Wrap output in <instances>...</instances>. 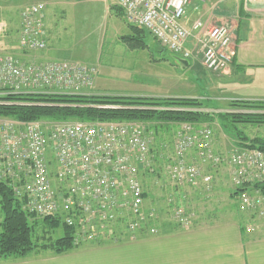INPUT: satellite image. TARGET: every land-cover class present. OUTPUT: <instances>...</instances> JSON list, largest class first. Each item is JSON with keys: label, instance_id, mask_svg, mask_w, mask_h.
<instances>
[{"label": "built area", "instance_id": "1", "mask_svg": "<svg viewBox=\"0 0 264 264\" xmlns=\"http://www.w3.org/2000/svg\"><path fill=\"white\" fill-rule=\"evenodd\" d=\"M188 4V0H117L126 21L144 30L161 48L190 60L194 52L185 45L192 38L206 71L225 70L236 51L231 31L223 25L205 28L199 20L190 30L184 28ZM45 8L39 2L21 10L18 46L22 51L46 50ZM98 74L96 67L81 63L25 62L0 55V94L91 95ZM178 125L171 141L178 161L168 165V178L178 186L199 179L208 186L210 175L189 165L184 155L197 147L203 151L202 159L218 165L220 157L209 148L211 129ZM152 142L147 127L139 122L61 123L43 129L36 123L0 118V184L11 190L24 212L35 218H59L75 229L76 243L95 241V218L112 220L125 212L139 220L144 216L140 176L154 172ZM168 146L166 142L161 149ZM228 160L231 184L241 191L238 198L249 211L264 216V196L258 190L252 193L255 183L264 184V151L238 147Z\"/></svg>", "mask_w": 264, "mask_h": 264}, {"label": "crops", "instance_id": "2", "mask_svg": "<svg viewBox=\"0 0 264 264\" xmlns=\"http://www.w3.org/2000/svg\"><path fill=\"white\" fill-rule=\"evenodd\" d=\"M188 1L189 4L185 9V16L182 20L184 28L190 30L193 22L199 20L205 28L223 25L227 27L233 35L236 51L230 65L221 72L214 73L207 71L212 79H216L220 83L223 81V84L218 88L221 93H224L226 96L222 95L219 98H215L216 103L229 104L230 101L264 103V0ZM39 2L44 3L46 7L43 11V21L48 45L46 50L34 53L47 55L48 61L66 60L60 56L63 51L59 50L56 46L54 47L55 42L52 40L56 39L55 32L54 37L49 39L50 35L46 28V18L48 16L47 9L58 5H76L84 1L63 0L59 3L60 0H38V3ZM103 2L107 3L108 1L103 0ZM114 2L113 6L119 9L117 0H114ZM16 5L19 6L18 4ZM2 7L3 4L1 3L0 23L3 20V14H5ZM19 14L20 11H18L17 16V23L20 28ZM55 17L54 20L56 19ZM133 33L142 40L146 32ZM154 43L155 53L158 54L156 60L161 57V61H164L168 65L172 60H175L177 64V60H184L178 56L172 55L166 49L161 48L155 41ZM129 46L135 49V47ZM143 47L144 45L141 48ZM185 48L192 53L194 52L193 56H195L196 46L194 39H188ZM166 55L170 56L169 60ZM190 60L194 61L193 65L199 63L202 66L199 60H194L192 58ZM190 60H184L187 63V67L183 66V69L189 68L188 61L190 62ZM67 61L74 62L71 60ZM84 65L96 67L99 73L95 78L93 89L89 91L91 95L153 99L191 98L202 102V100H200L202 98L193 93L182 95H171L170 93L152 95L145 92L132 94L123 93L121 95L102 94L95 90L101 72L103 70L114 71L118 67L99 66L97 61ZM179 65L180 64H178V66ZM172 66L173 65H171V67ZM155 80L161 81V79L156 77L151 78V81ZM186 82L187 89L190 92L191 90H195L193 86L191 88L190 81ZM155 85L159 87V83L156 82ZM205 108L213 112H215L214 110L221 111L217 108ZM213 123L214 122L208 124V126H212ZM168 128L169 125H167L165 129L156 130V132L158 134L162 132L165 134L164 131ZM212 129L211 132L213 134V144L215 147L213 145H211V147L215 151L218 148L215 145V139L218 137L219 132H217L215 128ZM163 142L166 141L164 140ZM228 142L232 144L231 139L230 141L228 139ZM157 147L161 149V144L156 147L155 145L153 146L152 150L155 155V162L156 151L158 150ZM201 170L204 174L207 172L210 175V185L206 186L199 179L193 184L183 186L180 191H176L174 187L171 186L170 179H168L167 176L159 178V171H156V169L153 173L146 172L140 176L141 185L143 189H145V205L147 206L148 202L150 206H153L152 208L149 206V208L151 213L156 217L150 224V234L143 231L137 234V236H139L138 238L136 237L133 241H128V243L125 244L114 245L112 243L99 242L93 245L91 242H87L86 244L82 243L78 247L61 254H55L48 249L34 250L24 257L11 256L9 258L0 259V264H264L263 225L253 222L257 217L253 216L252 220L250 217H247V215L238 213L236 208H225L221 211L220 207H222L224 203H227L228 200L231 201L230 199H238V195L232 198H229V196L226 197L225 195L227 200H222L219 195L223 193L219 191L220 188L218 187V183L222 184L225 182L223 179L225 177H220L221 175L217 173V170L212 169L210 166L202 167ZM147 177L148 179L151 177V179H149L151 182L148 184ZM144 179L146 180L148 188L143 185V183L145 184ZM227 184L230 189L231 182L229 178ZM171 195L175 198V206L182 207L186 209L187 212L195 214L194 219H191L192 221L187 224L179 225L178 221L166 219L169 220L166 222V220H164L166 213H164L165 211L163 212L161 204H163V199L164 202L170 201L169 198ZM164 214L165 217L163 218ZM95 242L98 241L96 240Z\"/></svg>", "mask_w": 264, "mask_h": 264}, {"label": "rangeland", "instance_id": "3", "mask_svg": "<svg viewBox=\"0 0 264 264\" xmlns=\"http://www.w3.org/2000/svg\"><path fill=\"white\" fill-rule=\"evenodd\" d=\"M62 1L63 0H60L59 3H61ZM83 1L84 2L76 5L57 4L58 6L49 7L47 9L48 16L46 18V28L50 35L49 39L54 37L55 32L56 39L52 40L55 42L54 47L56 46L59 50H62L63 53L60 56L61 58L63 57L64 59H66L57 61L71 60L74 62H79L81 64H91L92 62L97 61L99 66H111L116 68L118 67L114 71L103 70L101 72V76L99 77V80L95 86L96 91L102 94L110 95H121L123 93L132 94L137 92H145L152 95H163L167 93H170L171 95H182L193 93L202 98L200 99L203 103L202 109H206L205 107H208L221 110H214L215 112H211L209 114L213 115L219 112L234 113L233 110L229 109L228 103H216L215 98H219L222 95L226 96L224 93H221L220 89L218 88L221 84H223V81H221L220 83L218 80L212 79L209 76L208 72L199 63L193 65L194 61L190 60V62L188 61L189 68L183 69L182 66H178L179 63L177 64L175 60H172L169 65L164 61H161V57L158 58V60L160 61L156 60L158 54L155 53V43L147 33H144L142 37L144 47H135V49H132L129 46L130 44L125 40L126 38H130L132 35H134L132 25H130L126 21L124 15L118 10V8L113 6V4L115 3L114 0H107V3L103 2V0ZM1 3L3 4L2 10L5 11V14H3V20L0 23V55H8L18 61L25 60V62L48 61V57L45 54L39 55L31 52H24L21 51L18 47V37L20 29L17 23L18 11L21 12V10L25 7L38 3V0H1ZM16 4H18L19 6H17ZM54 17L56 18L55 20ZM55 57L59 58L57 56ZM166 57L168 60L170 59L169 55H166ZM192 59L200 61V56L195 54ZM171 65L173 66L171 67ZM155 77L161 79V81H151V78ZM186 81H190L191 88L193 86L195 90H191L190 92L187 89ZM156 82L159 83V87L155 85ZM30 93L31 94L27 95H37V92ZM231 102L233 101H230V103ZM1 119H7L13 122L15 121L10 118ZM75 122L78 121L40 120L30 123L39 124L44 129L50 127L52 124ZM122 122L126 121H119L117 123ZM131 122H139L147 127L150 136L153 139L152 143L155 145V147L159 146L160 144L163 145L166 142L169 144V146L165 150L158 147V150H155L156 162L154 168V170L156 169V171H159V178L166 176L168 178V165L172 166L178 161L177 159H175V152L172 150L171 141L174 137V133H176V131L180 129L179 125L177 123L167 124L169 125V128L164 131L165 134H163V132L158 134L156 130L165 129L167 126L166 124L161 122ZM213 122L214 123L212 126H208V124L210 123L195 125L197 128L204 126L210 128L211 130H213L212 128H215L217 132H219L218 137L215 139V145L216 147H218L215 151L211 147V145L214 146L213 134L209 142L211 144L209 147L211 149V152L215 155H218V157H220L221 159L218 165L215 166L210 161L202 159L201 154L203 151L197 147L186 151L184 160L189 165H197L199 168L210 166L212 167V169L217 170V173L221 175L220 177H225L223 178L225 182H223L222 184L218 183V187L220 188L219 191L223 193L219 195V197L222 198V200H227L225 198V195L226 197L229 196V198H232L233 196H236V194H240L237 193L233 184H231L232 188L230 187V189L229 185L227 184L228 178L230 179V165L228 157L234 149L238 148V142L236 139L232 138L220 129V125L217 119ZM237 129L243 131L245 133V136H247L249 139H253L255 137L264 139V127L238 125ZM228 139L229 141L230 139L232 140V144H229ZM164 140L166 142H163ZM205 174L208 173L206 172ZM149 179H151V177H149ZM149 179L147 177V184L151 182ZM144 182L145 184L142 182L143 185L147 187L146 180ZM170 184L176 191H180L183 187L175 185L171 181ZM255 191H257V189L254 188L252 193H254ZM143 195L145 196V189ZM169 199L170 201L168 202H164L163 199V204H161V206L163 207V212L165 211L164 213H166V217L165 214L163 216V218L165 217L164 220L171 219L174 221H178L179 225H181L187 224L194 219L195 214L187 212L186 209H183L182 207L175 206V198L172 195ZM230 200L232 202L228 200L229 202L227 201V203H224V205L220 207L221 211H223L222 209L225 208H236L238 213L247 215V217H250L252 220L253 216L257 217L253 222H257L264 227V216H260L255 211L249 212V210L241 202L240 198L236 200ZM149 206L150 205L148 204V202L147 206L145 205L144 197V216L141 220L128 216L126 212L118 216L114 215V219L112 220H103L101 217L95 218L93 223L94 226H97V228L94 231V238L98 242H95L96 240H93L91 241V243H93V245L96 243L98 244L99 242L112 243L114 245L125 244L128 243V241H133L136 237L138 238L139 236H137V234L143 231H145L147 234H150V224L156 217L151 213ZM150 207L152 208L153 206ZM1 221L2 215L0 212V223ZM167 221L169 220H166V222ZM61 233L62 232L60 229H56L54 232H51L49 237V233L42 232L38 229L37 234H35L34 236V240L38 244L42 241L48 242V240H54L59 237ZM45 235H48V240L46 239L48 238L47 236L46 238H43ZM86 243L87 242L85 241L84 244ZM31 252L27 253L26 255L30 254Z\"/></svg>", "mask_w": 264, "mask_h": 264}, {"label": "trees", "instance_id": "4", "mask_svg": "<svg viewBox=\"0 0 264 264\" xmlns=\"http://www.w3.org/2000/svg\"><path fill=\"white\" fill-rule=\"evenodd\" d=\"M121 13V9H118ZM133 32L144 30L132 26ZM133 47H142L143 41L135 35L125 39ZM114 107V108H110ZM203 103L191 98H136L99 95L69 94H0V118H10L19 122H36L40 120L78 122H119L141 121L144 123L161 122L189 123L201 125L212 123L217 119L219 127L232 138L238 147H247L264 151V139H249L238 125L264 127V103L231 102L229 109L235 113H199L193 109H202ZM171 109V110H166ZM173 109V110H172ZM184 109V110H183ZM190 109L191 111H187ZM254 188L264 196V184L255 183ZM241 191H237L239 193ZM236 194V193H235ZM238 195V194H236ZM0 258L10 256L22 257L36 249H48L55 254L65 253L81 245L76 243V231L66 226L58 218H35L21 209L11 190L0 184ZM49 233L56 229L61 235L48 242H35L37 231Z\"/></svg>", "mask_w": 264, "mask_h": 264}, {"label": "water", "instance_id": "5", "mask_svg": "<svg viewBox=\"0 0 264 264\" xmlns=\"http://www.w3.org/2000/svg\"><path fill=\"white\" fill-rule=\"evenodd\" d=\"M178 61V63L180 64V65H182V68H184V67H187V63H186V61H182V60H177ZM186 65V66H185ZM184 66V67H183Z\"/></svg>", "mask_w": 264, "mask_h": 264}]
</instances>
